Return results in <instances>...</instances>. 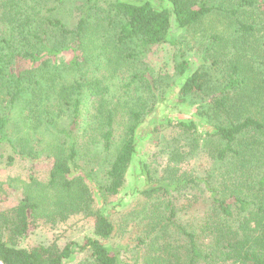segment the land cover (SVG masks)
Here are the masks:
<instances>
[{
	"label": "trees",
	"instance_id": "1",
	"mask_svg": "<svg viewBox=\"0 0 264 264\" xmlns=\"http://www.w3.org/2000/svg\"><path fill=\"white\" fill-rule=\"evenodd\" d=\"M68 1L0 0V147L10 143L20 155L10 141L12 121L19 125L22 148L27 136L65 137L46 144L39 138V148L22 153L45 154L51 169L45 181L30 178L22 197L0 210V264H63L74 253L83 254L81 264H264V94L246 93L248 80L237 62L217 88L187 60L177 62L179 102L200 98L192 117L169 122L183 136L174 141L183 138L184 144L171 153L161 182L139 190L136 205L118 225L107 208L124 186L140 125L154 112L146 101L155 102L157 93L141 57L167 42L173 28L190 29L212 13L233 20L248 36L254 30L249 14L264 20V0H83L73 28L59 16ZM92 22L107 29L104 36L125 50L129 68L137 71L124 86V112L100 98L89 113V95L102 97L108 88L80 71L72 75L88 59L74 64V57L61 58L85 48ZM18 59L31 65L12 72ZM133 91H143L147 100L127 99ZM121 114L126 119L116 145L114 123ZM195 117L205 119L206 132H199ZM62 120L67 129L58 127ZM88 146L104 153L97 179L79 164ZM190 161L191 170H179ZM77 215L93 220L91 235L80 243L23 245L40 225L55 228ZM117 232L128 234L127 248L111 246Z\"/></svg>",
	"mask_w": 264,
	"mask_h": 264
},
{
	"label": "rangeland",
	"instance_id": "2",
	"mask_svg": "<svg viewBox=\"0 0 264 264\" xmlns=\"http://www.w3.org/2000/svg\"><path fill=\"white\" fill-rule=\"evenodd\" d=\"M83 4V0H69L67 6L65 5L64 10L59 14L68 27H75ZM249 16L254 30L248 36L242 37L243 35L233 20L212 13L190 29L178 30L173 28L167 42L153 47L141 57L142 70H146L148 73L157 97L155 102L146 101L148 105L154 108V112L140 125L136 155L126 172L124 186L117 197L112 198V203L107 207L112 211L111 216L117 225L125 217V213L136 205L138 197L136 194L139 190L161 182L160 180L164 177L166 170L172 165L170 163L171 156L174 154L172 152L176 146H180L185 141L183 138L182 141H174V139L183 136L179 129L169 125V122L176 123L181 119L192 117L191 112L199 103L197 99L200 98H194L197 102L193 104L190 101L185 104L179 102L181 78L176 69L177 62L182 59L187 60L190 69L192 71L200 70L204 74V82L215 88L237 62L242 65L248 80L247 89L249 92L246 93L260 92L264 94V20L250 14ZM95 25L92 22L89 27V35L84 41L86 44L83 50L79 48L74 53H64L61 58L65 61H71L74 57V64L80 61L81 57L88 59V63L84 64L85 67L82 70L74 69L72 75L77 76L79 75L78 71H80V74L87 78L96 79L108 88L102 97L89 95V100L85 102V107L88 108L89 113H94L96 106L100 103V98L107 99L104 104L109 109L115 106L121 110L120 112H124V104H127L122 103L124 86L132 80V75L137 71L129 68L132 61L127 59L125 50L113 46L111 43L113 39L104 36L107 29L104 26L98 27L96 23ZM104 48L107 49V52ZM30 65L29 62L18 59L11 71L19 72L27 69ZM130 90L132 91V88ZM129 94L130 97L126 96L127 99L139 95L143 100H147L143 91L138 94L133 91ZM29 95H26L25 98ZM124 115H118L114 123V143L116 145L123 137L126 119ZM260 116H264L263 112L260 113ZM195 120L200 121L199 132L201 130L206 132L207 125L203 123L205 119L195 117ZM57 124L59 128L67 129L65 120ZM58 127L54 129V132L59 131ZM8 128L11 136L10 141L15 144L16 148H19L20 155L12 153L10 143L0 147V153L3 155L0 163V210L13 206L22 197L23 188L30 178L45 181L48 177L51 169V158L39 151L28 157L22 156V153H28L31 148H39L40 139L43 140L44 144L51 141L58 143L65 141V137L56 133L53 137H45L44 132L38 135L36 139L34 135L27 136L26 145L22 148L20 147L21 144L17 143L18 136L21 135L19 125L12 121ZM181 147L184 151L185 147ZM9 157L12 158L13 162L7 165V158ZM192 163L190 161L181 165L179 170L182 172L191 170ZM79 164L84 170L91 171L97 179L101 176V170L105 168L104 153L96 154L95 150L88 146L87 150L84 148L82 151ZM114 205L116 207L112 209ZM196 208H200V213L202 207L198 203ZM92 231L93 220L83 215H77L67 223L55 228L40 225L29 233L23 245L33 247L56 243L62 248L70 242L80 243L86 236H90ZM110 244L118 249L127 248L129 246L128 234L117 232ZM122 255L125 258V254ZM82 257L83 254L74 253L63 264H81Z\"/></svg>",
	"mask_w": 264,
	"mask_h": 264
}]
</instances>
